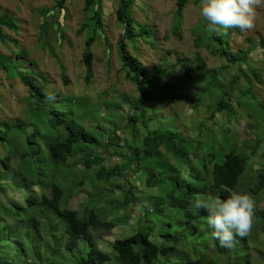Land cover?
I'll return each mask as SVG.
<instances>
[{"label": "trees", "instance_id": "obj_1", "mask_svg": "<svg viewBox=\"0 0 264 264\" xmlns=\"http://www.w3.org/2000/svg\"><path fill=\"white\" fill-rule=\"evenodd\" d=\"M62 2H58V8ZM186 3L187 0H177L172 16L171 34L177 38H181ZM103 4L104 0H84L88 18L77 31L80 35L87 30L82 52L87 84L93 77L91 48L97 39L105 46L107 64L110 65V46L103 29ZM132 4L133 0H119L115 9L116 20L123 31L116 49L119 72L135 86V97L120 94L109 98L105 93L98 96L97 101L73 95L62 98L58 93L48 91L44 83L38 85L32 77L37 75L35 71L32 70L30 77L31 69L19 70L18 61L10 64L0 56V68L7 77L12 73L11 76L17 77L26 88L25 111L32 114L28 120L14 123L0 120V147L5 149V155L0 159V264H186L184 260L188 261L189 249L192 246L199 249L202 242L208 243L205 248L211 249L214 257L222 259L226 256L221 264H236L232 261V255L236 253L242 254L244 264H251L249 247L256 238L250 237L247 241V236L237 237L239 244L235 245V242L233 247L226 248L208 236L211 233L202 234L207 237H198L199 229L209 227L208 213L203 208L195 209L193 204L196 200H207L209 196L226 199L233 191L251 194L256 203L264 199V153L260 154L262 160L258 166L253 163L264 145V105L258 103L257 113L262 120L254 127L256 142L249 154L237 149L231 131H228L231 138L226 144L221 143L219 150L211 133L200 141L199 135L207 131L205 120L196 126L194 137L179 128L172 130L164 125L149 128L155 119L153 116L161 113L151 103L164 101L161 97L164 83L161 81L168 71L157 67L148 71L127 49L130 43L136 52L138 38L152 45L149 40L152 30L136 22L130 11ZM46 13L44 11V15ZM206 23L202 18L193 32L194 47L210 49L211 55L226 62L224 70L237 66L239 75H244L248 84L243 97L253 94L251 77L244 74L243 66L246 65L250 75L260 83L257 72L252 69L250 55L257 47L264 49V42L259 40L246 50L232 51L229 35L238 28L229 29L223 36L209 35L203 30ZM3 28L14 32L18 29L8 13L0 15L1 43L7 39ZM41 29L44 34L45 23ZM10 41L18 47L16 40ZM24 57L23 51L17 52V58ZM195 59L199 69L202 58L198 52H195ZM187 61L179 60L183 67L182 81L188 79L189 83L191 70L184 64ZM212 72L204 79L214 80L216 89L204 90L193 98L191 109H197L203 96H209L208 120L224 111L226 116L235 115L230 95H223L220 100H212L210 95L222 89L232 91L239 76L225 88L217 79L218 70ZM37 76L46 82L45 77ZM62 82L68 83L64 75ZM49 94L61 103L49 105ZM64 98L67 104L63 102ZM43 103L49 105L41 118V123L47 122L44 132L41 123L37 124L33 119V115L40 114ZM209 104H214L213 109L208 107ZM85 120L91 127H82ZM103 122L108 126H103ZM200 148L203 153H199ZM163 149L174 155L181 167H188V185H181L180 168L172 176ZM14 159L19 161L13 163ZM131 179L141 190H136ZM86 182L94 188L93 194L79 210L69 209L67 200ZM240 183L247 185L245 191L240 189ZM6 198L11 201L5 202ZM6 208L10 211L8 215ZM163 212L169 214L159 217ZM133 214L135 221L131 223ZM10 217L13 221L6 223ZM110 217L112 219L108 221ZM262 221L264 206L261 209L256 206L252 228ZM115 226L127 227L131 232L110 242L97 238L96 231ZM10 233L14 234L13 238ZM202 238L205 240L201 241ZM99 239L105 248H101ZM216 261L219 260L215 259L211 264Z\"/></svg>", "mask_w": 264, "mask_h": 264}, {"label": "rangeland", "instance_id": "obj_2", "mask_svg": "<svg viewBox=\"0 0 264 264\" xmlns=\"http://www.w3.org/2000/svg\"><path fill=\"white\" fill-rule=\"evenodd\" d=\"M60 0H0V15L10 14L14 22L17 24V31H11L3 28V33L6 36V42H0V56L7 62L18 61L21 65L19 70H29V76H32V70L37 75L45 77L46 82L37 75L32 76L38 85H45L50 92L58 93L59 97H67L73 95L75 97H87L92 101H97L98 96L107 93L108 97L117 96L120 94L131 97L136 96L135 86L123 78V72H119L120 64L117 56L116 45L122 34V27L118 24L115 16V9L119 0H104L102 9L103 29L110 46V65L107 64L105 54V46L101 40H96L91 48L93 54V77L87 84L84 81L85 67L82 59L84 40L87 36V30L80 35L77 34L80 26L87 20L88 14L84 11V0H62L61 8H58ZM177 0H133L130 8L131 15L137 23L144 24L152 30L149 40L152 45L145 43L141 38H138L135 45L136 52L133 51L131 44H127V49L145 66L148 71L154 67L166 68V74L163 82V92L161 97L164 101L152 102L151 105L161 111L160 114L153 116L155 119L149 124V128L160 127L161 125L168 126L172 130L179 128L185 133L194 137V132L197 131L199 122L205 120V128L199 135L200 141H203L208 133H211L212 140L217 142V148L221 143L226 144L231 134L236 142L237 149L244 154H249L256 142L255 126L256 122L261 123V116L257 113L258 103L264 105V49L257 47L250 55V63L258 76L260 83L247 71L246 65L243 66V72L250 78L254 87L253 94L243 97V92L248 87L244 75H239L237 66H231L229 69H222L227 65L223 59L211 55L210 49L194 47V30L197 29L199 22L203 17L200 15V0H187L183 9V17L181 24V38H177L171 34L172 16L176 9ZM44 11H47L44 15ZM45 23V32L43 34L41 25ZM4 36V37H5ZM10 40H16L18 47H15ZM264 42V3L258 9L256 27L248 32L233 30L229 35V45L232 51L241 48L248 49L258 41ZM215 48V47H214ZM23 51L24 58H17V52ZM195 52H198L202 58V63L198 69L195 59ZM188 60L186 64L190 72V82L188 79L182 81V62L179 60ZM10 61V62H9ZM64 69V70H63ZM218 70L217 79L225 86L229 87L230 81L239 76L237 85L235 84L232 91L218 90L213 91L210 95L212 100H220L224 96L230 95V102L234 108L235 115L226 116V111L217 113L212 120L207 119L209 110V96H203L202 104L197 109L192 110L190 103L193 98H196L204 90H215L214 80L207 79L210 74ZM18 71V68H17ZM19 73V71H18ZM12 75V73H11ZM7 77L6 72L0 68V120H5L10 123L15 121L28 120L32 114L31 111H25L26 97L28 95L26 88L20 83L17 77ZM62 75L65 76L67 84H63ZM224 95V96H223ZM63 100L65 104L67 101ZM54 102H60L54 99L48 102L49 105ZM237 103H240L239 107ZM47 104V105H48ZM46 103L40 107V114L33 115L37 124L41 123V118L45 116L48 109ZM159 106V107H158ZM209 108L213 109L214 104H209ZM45 109V110H44ZM158 110V111H159ZM150 115V113H149ZM50 117V116H49ZM162 119V120H161ZM158 120H161L158 122ZM157 123V124H155ZM160 123V124H159ZM159 124V125H158ZM42 131L47 130V122L41 123ZM103 126H108V123L103 122ZM90 124L85 120L82 127L87 128ZM46 127V128H45ZM91 127V126H90ZM45 129V130H44ZM167 130V129H164ZM227 140V141H226ZM191 150L190 148L188 149ZM167 165L170 166V172L173 174L178 168L181 176L180 182L184 187L188 185L186 173L188 167L182 166L181 162L176 159L170 152L162 151ZM199 153H203V149H199ZM261 153H264V145L260 149L259 154L253 158L255 166L261 162ZM5 155V149L0 147V159ZM191 159V156H190ZM19 160H12L17 163ZM114 162L116 159L113 160ZM118 161V160H117ZM190 161V160H189ZM162 172V171H161ZM165 173V171H163ZM167 174V173H166ZM128 176V175H127ZM177 177L179 175L177 174ZM168 181V178H164ZM179 180V178H178ZM241 182H243L241 180ZM131 183L135 185L137 191L141 190L140 185L131 179ZM169 183V182H168ZM246 184L240 183V189L245 191ZM94 188L88 185L87 182L79 188V192L67 200L69 209L79 210L82 204L88 200L90 194H93ZM12 191H15L12 189ZM241 192V191H240ZM264 198V197H263ZM255 200V199H254ZM10 198H6L5 202H10ZM256 203V201H255ZM256 206L261 209L264 206V199ZM7 215L10 211L6 208ZM174 211V210H171ZM169 213L163 212L159 217L166 216ZM112 218L110 217L108 221ZM131 223L135 221V215L131 217ZM13 217L8 218L5 222L11 223ZM200 234H210V227L199 229ZM130 229L127 227L115 226L110 230L99 229L96 231L97 238L105 241H112L115 238H121L129 235ZM42 234V231H41ZM11 238L14 234L10 233ZM8 236V237H9ZM25 237V235H23ZM212 236V235H208ZM207 237V235L203 236ZM256 238L254 243H250V260L251 264H264V221L257 223L252 228L249 235ZM207 239V238H206ZM205 240L204 238L201 241ZM236 240V244H239ZM101 248H105L102 240L98 241ZM208 243L202 242L197 249L192 246L188 251V261L190 264H211L215 259L216 264H221L222 259L212 255V250H206L205 246ZM195 249V252H194ZM228 255V254H226ZM188 264L187 260H184ZM232 261L236 264H244L243 256L240 253L232 255ZM12 263V261H11ZM227 263V262H226Z\"/></svg>", "mask_w": 264, "mask_h": 264}, {"label": "clouds", "instance_id": "obj_3", "mask_svg": "<svg viewBox=\"0 0 264 264\" xmlns=\"http://www.w3.org/2000/svg\"><path fill=\"white\" fill-rule=\"evenodd\" d=\"M262 3L264 0H200V15L207 22L203 30L216 36L234 28L251 31ZM48 99L55 97L49 94ZM193 207L207 211L211 235L221 247H233L237 237H245L252 230L256 203L249 193L233 191L226 199L209 196L207 200H196Z\"/></svg>", "mask_w": 264, "mask_h": 264}]
</instances>
